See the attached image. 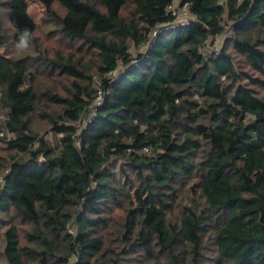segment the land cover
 <instances>
[{
  "label": "trees",
  "instance_id": "obj_1",
  "mask_svg": "<svg viewBox=\"0 0 264 264\" xmlns=\"http://www.w3.org/2000/svg\"><path fill=\"white\" fill-rule=\"evenodd\" d=\"M39 1L69 42L98 52L108 76L96 100L85 84L90 67L44 57V67L73 80L67 96L44 92L61 107L42 113L58 143L33 132L39 65L7 49L20 47L25 30L28 47L36 44L38 25L26 0H0L13 29L0 18L7 263L109 264L104 230L123 209L126 252L156 264H264V0H131V19L122 14L128 0ZM228 21L226 45L205 51ZM132 42L144 49L130 52ZM186 188L204 206L192 200L171 222ZM18 223L32 227L27 244Z\"/></svg>",
  "mask_w": 264,
  "mask_h": 264
},
{
  "label": "rangeland",
  "instance_id": "obj_2",
  "mask_svg": "<svg viewBox=\"0 0 264 264\" xmlns=\"http://www.w3.org/2000/svg\"><path fill=\"white\" fill-rule=\"evenodd\" d=\"M28 3V11L34 21L37 23V42L36 44L23 48L14 46L12 41L10 42L7 51L12 53L15 57H23L30 61V64H33L34 67L38 66L37 71L35 73V89L41 94V100L37 105L36 111L30 116V127L31 130L35 133H38L40 136H46V138L54 145H56L59 141V136L54 134L51 131V126L49 122L42 117L43 112H58L61 111V107L52 103L45 95L44 92L50 90L54 94H58L60 96H67V89L71 87L72 78L66 77L64 75H60L57 73V70L52 71L50 67H44V63H40V60H43L44 57H48L50 59H55L57 54H61L64 57H71L74 61H79L82 65L88 66L91 69L87 71L88 77L86 79L85 84L90 85V81L92 84L90 85L91 89H95L96 95L94 97L96 100L100 98V80L103 76L99 71V66L101 64L100 56L98 52L90 47L83 46L82 43L78 42H69L61 33L58 26L54 21L49 19L47 14V9L44 4H42L39 0H26ZM176 7L178 6V1L175 2ZM54 8L57 13L63 15L66 10L60 4L55 3ZM179 13L186 12L185 16H188L186 10H178ZM122 14L127 19H131L134 17V5L131 0L127 1L126 6L124 7ZM182 17V15H180ZM0 18L4 24L6 31L9 34H12V27L8 20V9L1 6L0 7ZM231 23L232 21H228L229 30H227L226 35H220L212 38L205 49L207 52H211L212 50H218L223 48L226 45V39L232 34L231 32ZM230 50H232V45H230ZM143 50L142 48H137L132 42L130 45L129 51L132 53H136L138 50ZM235 59L238 61V65L243 69H247L246 62L244 59H241L240 56L235 54ZM1 116V115H0ZM9 151L7 150L6 144L0 141V163L8 164ZM5 166H0V178L2 177V173L4 171ZM194 200L196 207H203L204 201L195 194L193 191L186 188L180 192V200L179 203H175L174 208L171 210L169 215V220L171 222H180L181 221V207L190 204V201ZM0 217L2 215L0 214ZM124 221H125V213L123 209H116L113 215L111 216L110 227L107 230H104V239L106 242V248L109 252V256L111 258L107 259L106 257H101L102 260H109V264H113L115 260H117V264H156L154 261H150L148 258H145L141 255V252H126L129 248V243H126L124 239ZM20 227L21 234L23 237L22 243L27 244V240L24 236V232L32 230L31 225H22L18 223ZM4 228H2L0 224V264H8L3 256V248H4ZM211 242L206 237L204 239V252L205 254H209L211 252ZM211 262V261H210ZM30 264H39L38 262L30 263ZM161 264V263H160Z\"/></svg>",
  "mask_w": 264,
  "mask_h": 264
},
{
  "label": "clouds",
  "instance_id": "obj_3",
  "mask_svg": "<svg viewBox=\"0 0 264 264\" xmlns=\"http://www.w3.org/2000/svg\"><path fill=\"white\" fill-rule=\"evenodd\" d=\"M30 36V33L28 32V30H25L22 38H21V43H20V47L23 48H27L28 47V37Z\"/></svg>",
  "mask_w": 264,
  "mask_h": 264
},
{
  "label": "built area",
  "instance_id": "obj_4",
  "mask_svg": "<svg viewBox=\"0 0 264 264\" xmlns=\"http://www.w3.org/2000/svg\"><path fill=\"white\" fill-rule=\"evenodd\" d=\"M169 9H170V10H173V9H174V6H173V5L169 6ZM174 13H176L175 10H174ZM178 14H179V16L182 15V17H184L185 14H186V12H184V13H179V11H178ZM100 97H101V96H100ZM99 99H100V98H99Z\"/></svg>",
  "mask_w": 264,
  "mask_h": 264
}]
</instances>
